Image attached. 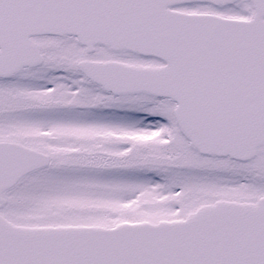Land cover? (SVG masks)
Instances as JSON below:
<instances>
[{"label":"snow or ice","instance_id":"snow-or-ice-1","mask_svg":"<svg viewBox=\"0 0 264 264\" xmlns=\"http://www.w3.org/2000/svg\"><path fill=\"white\" fill-rule=\"evenodd\" d=\"M0 264H264V0H0Z\"/></svg>","mask_w":264,"mask_h":264}]
</instances>
